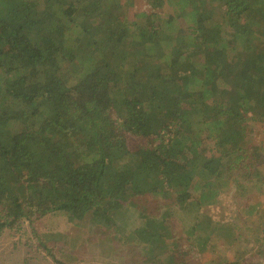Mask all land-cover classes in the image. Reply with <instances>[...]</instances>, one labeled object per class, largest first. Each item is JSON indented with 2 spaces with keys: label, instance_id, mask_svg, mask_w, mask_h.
Here are the masks:
<instances>
[{
  "label": "trees",
  "instance_id": "16d2710c",
  "mask_svg": "<svg viewBox=\"0 0 264 264\" xmlns=\"http://www.w3.org/2000/svg\"><path fill=\"white\" fill-rule=\"evenodd\" d=\"M122 1L0 0V235H25L52 264L80 260L75 240L105 242L113 228L146 258L186 264L175 217L198 245L225 230L232 243L230 202L220 218L201 207L215 209L225 184L248 178L238 174L258 177L243 123L257 106L264 116V0H151L168 14L129 20ZM224 103L238 117L228 145L215 139ZM128 136L145 142L132 149ZM89 223L101 234L66 233Z\"/></svg>",
  "mask_w": 264,
  "mask_h": 264
},
{
  "label": "rangeland",
  "instance_id": "374dc122",
  "mask_svg": "<svg viewBox=\"0 0 264 264\" xmlns=\"http://www.w3.org/2000/svg\"><path fill=\"white\" fill-rule=\"evenodd\" d=\"M150 1L151 0L122 1L121 4L125 3L127 6L125 8L124 4L123 9H125L121 10L120 13L128 20L132 19L135 12L139 11H145L148 14H160L161 16L168 14L164 11L165 9L163 7L153 8ZM184 4L185 1L175 2L173 4L175 12L181 10ZM177 23H179V21L174 18L172 21V28L174 25H176L177 28H179V25L182 26V23ZM169 35L171 34L169 33ZM164 46L166 48L172 47L170 45ZM75 69L76 66L66 61L62 65L59 75L64 81L72 82ZM255 109V117H258L260 113L261 118L255 120L249 118L246 124L243 123V130L246 142L250 145V150L252 151L254 148L253 146H255L261 154V163L256 165L258 168V177L255 178V175H253L254 173H250L249 171L243 174H238L237 172L232 173L233 175L238 174L239 176L247 175L245 177L248 178L241 180V183L229 182L232 183L230 186H226L227 184H225L222 187V192H220L217 202L213 204L216 207L215 209L212 207H201V213L216 215L217 218H220L218 210H226L228 205L227 202H230L229 204L233 210L225 212H231L234 224L237 225L239 237L230 243L229 232L225 230L226 234H223V236L219 238H213L209 243V247H204L196 244L193 236L189 235L191 227L190 220L180 222L177 217H175L170 226L172 225L175 232L181 237V247L186 256V264H203L208 262V260H210V264H229L234 261H240V264L244 262L245 264H264V116L258 109V106ZM219 111L226 121V126L223 131L217 134L215 139L217 142H224L225 145L230 143L233 144V139L231 140L228 134L238 117L233 114V109L227 103H224V106L221 107ZM243 112L244 111L240 112V115H242ZM126 140L129 147L132 149L138 146V142H145L144 137L134 138L128 136ZM194 201L193 199L190 200L191 203ZM191 203H189L188 206L194 208ZM208 209H214V211L209 212ZM91 224L93 223H89V226L84 229L71 228V230L66 233H68L71 238L75 236L73 240L79 236L82 241L83 238L90 237L92 232L101 234L100 228ZM200 230L203 232L200 233L196 231L195 234L197 237H200L198 234H201V239H203L207 229L201 228ZM107 231L106 234L100 236V239L105 240V242L85 244L80 241L77 243L75 240L74 242L77 245L76 248L78 249L80 257L82 256L81 252L83 250H85V252H83L85 256L83 258L81 257L80 260L79 258L78 260H73L74 262L71 264H80L81 262H83V264H164V261L161 259L152 260L146 258L141 244L133 234L118 228ZM4 236L7 237V240L12 238V244L14 243L21 248L20 252H12V255H9L8 251H3L0 255L1 258L8 259V261L12 263L18 262L19 264H39L41 262L44 264H52L49 258L43 256L42 252L37 250L33 251L26 246L25 235L12 236L7 232ZM7 248H9V245ZM102 254L111 259L114 256L115 258L111 261L107 258V260H101Z\"/></svg>",
  "mask_w": 264,
  "mask_h": 264
},
{
  "label": "crops",
  "instance_id": "0c3cea01",
  "mask_svg": "<svg viewBox=\"0 0 264 264\" xmlns=\"http://www.w3.org/2000/svg\"><path fill=\"white\" fill-rule=\"evenodd\" d=\"M4 235H5V233L0 235V255L2 254L3 251H8L9 255H12V252H20L21 247L17 246L14 243L12 244V242H13L12 238H9L7 240V237ZM3 243H4V245H3ZM8 245H9V248H7ZM0 264H19V263L18 262L12 263V262H9L8 259H4V258L0 257ZM80 264H83V262H81Z\"/></svg>",
  "mask_w": 264,
  "mask_h": 264
}]
</instances>
